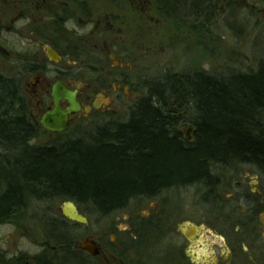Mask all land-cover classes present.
<instances>
[{
    "label": "trees",
    "instance_id": "1",
    "mask_svg": "<svg viewBox=\"0 0 264 264\" xmlns=\"http://www.w3.org/2000/svg\"><path fill=\"white\" fill-rule=\"evenodd\" d=\"M192 1L190 8L184 0L158 5L174 17L186 11L200 26L210 8L206 0ZM12 84L0 80V223L25 217L28 197L71 201L88 218L107 219L189 187H199L208 204L219 203L224 172L242 167L264 180V58L256 68L224 75L168 72L146 83L148 92L126 120L87 125L41 145L35 142L43 132ZM186 123L194 128L192 141L182 131ZM42 225L45 246L75 247L77 224L56 215ZM68 257V264L79 263L77 255Z\"/></svg>",
    "mask_w": 264,
    "mask_h": 264
},
{
    "label": "flooded vegetation",
    "instance_id": "2",
    "mask_svg": "<svg viewBox=\"0 0 264 264\" xmlns=\"http://www.w3.org/2000/svg\"><path fill=\"white\" fill-rule=\"evenodd\" d=\"M130 1L145 17L146 0ZM96 4L95 0H92L93 6L85 0H0V14H15L12 23L19 27L12 26L10 30L7 24H0V80L13 82L16 93L19 92L25 101L18 80L21 77L31 79L27 86L32 89V94L25 105L28 116L42 130V135L56 137L64 134L51 133L42 127L43 117L54 109L52 90L58 81H63L69 90H77V99L82 105L79 113L69 117L70 130L75 122L79 123V129L88 125V121L100 127L98 123L111 116L119 102L120 90L132 89L130 91L136 93L132 62L120 58L115 47L117 42L111 39L117 31L116 26L108 17L103 20L97 15ZM113 19L116 23L117 17ZM76 24L78 27L92 25L86 41H91L94 49L100 48L109 58L113 69L107 75L104 76L102 69L97 72L100 75L87 80L82 75L77 46L69 54L74 65L71 67L70 62H65L68 51L59 49L55 41L59 40L62 31L63 37L59 40L62 43L71 42L72 32L76 44L80 40L83 42L85 37L78 35L77 30L68 31L67 27ZM7 31L34 43L41 48L40 52L21 53L16 41L2 37ZM49 51L58 54L60 60H51ZM60 107L66 110L69 104L62 101ZM251 169L253 171L249 172L254 173L257 181L255 189L248 193L245 187L235 183L238 196L231 200L236 208L232 214L221 218L231 226L220 229L210 222L209 229H205L190 220L180 221L177 208L163 194L132 203L126 210L114 214L118 219L112 222L109 242L101 238L87 239L96 242V256L82 248L86 239H77L72 250L64 245L46 246L39 255L33 256L32 262L25 261V264H68V254L77 255L78 264H86L84 259L88 260L87 264H264V180L256 169ZM213 202L216 201L209 204ZM170 210L176 213L170 214ZM120 224H126V228H121Z\"/></svg>",
    "mask_w": 264,
    "mask_h": 264
},
{
    "label": "rangeland",
    "instance_id": "3",
    "mask_svg": "<svg viewBox=\"0 0 264 264\" xmlns=\"http://www.w3.org/2000/svg\"><path fill=\"white\" fill-rule=\"evenodd\" d=\"M95 1L99 13L97 15L103 20L108 17L110 22L115 24L117 31L112 34L111 39L117 42L115 47L120 58H128L132 62L131 73L136 78L133 79L136 93H132L130 91L132 89L120 90V100L114 106L111 116H107L108 118L98 124L126 120L131 103L148 92L146 83L159 80L168 72L189 73L200 70L224 75L256 68L258 60L264 58V0H206L210 8L209 19H201L200 26H196L197 23L193 22L191 14L186 11L181 12L180 17L163 13L158 0L145 1L147 19L141 15V12L135 10L136 7L130 0ZM184 1L189 2L187 4L189 8L192 7V0ZM85 2L93 6L92 0ZM188 6L183 8L188 10ZM15 16L13 13L0 14V24H7L10 30L13 29L12 26L18 29L19 27L12 23ZM114 17H117L116 23ZM67 28L68 31L77 30L78 35L85 37V40L83 42L80 40L76 44L72 32L71 42L64 44L59 41L63 37L62 31L59 32V40L55 41V45L61 50L68 51L65 62H70L71 67L74 65L72 63L74 60L71 62L69 54L77 46L82 61V75H85L87 80L93 79L94 75H100L97 72H101L102 69L104 76L111 72L113 68L109 58L100 51V48L94 49L91 41H86L93 29L92 25L78 27L76 24L75 27ZM2 37L16 41L21 53L24 51L37 53L41 50L34 43L20 36H12L8 31ZM101 49L104 50L103 47ZM18 81L23 97L28 102L32 89L27 84L31 79L21 77ZM91 123L93 122H87L89 126ZM78 125V122L74 123L67 133L68 137L78 131ZM190 127L191 124L186 123L182 127L183 133L186 134ZM51 139L54 137L42 135L35 143L41 145ZM249 171L253 170L242 167L235 173L224 172V185L219 193V203L213 202L212 205L202 198L203 191L199 187L168 191L165 194L171 205L177 208L180 221L190 220L205 229H209L208 224L212 222L221 229L229 224L221 218L232 214L236 208V204L231 200L238 196L235 183L245 187L244 190L248 193L255 189L257 181L253 176L254 173ZM62 206V202L51 204L33 201L27 205L25 217L0 223V264L32 262L33 256L39 255L46 248L45 230L42 224L49 217L62 216ZM238 206L241 208L239 203ZM170 211H172L170 214L176 213ZM115 219V215L107 219L94 215L89 218L87 225H78L71 229V234L75 240L101 238L104 242H109L111 239L109 234L113 231L112 222ZM119 226L126 228V224Z\"/></svg>",
    "mask_w": 264,
    "mask_h": 264
},
{
    "label": "water",
    "instance_id": "4",
    "mask_svg": "<svg viewBox=\"0 0 264 264\" xmlns=\"http://www.w3.org/2000/svg\"><path fill=\"white\" fill-rule=\"evenodd\" d=\"M55 52L49 51V57L54 62L60 60V57L57 56ZM78 91H72L65 87L63 81H58L53 87L52 97L54 101V109L47 113L42 119V127L52 133H63L67 131L70 127L69 125V117L75 113H79L82 109V105L77 99ZM62 101H66L69 104V108L66 110H62L60 104ZM89 111V109H87ZM194 129L190 128V130L186 133L187 139L191 140ZM62 212L66 218L70 221L79 223V224H87L88 220L85 216H83L76 205L73 202H68L64 204ZM82 248L91 253V255L96 256L98 254L97 244L92 240H86L82 244Z\"/></svg>",
    "mask_w": 264,
    "mask_h": 264
},
{
    "label": "bare ground",
    "instance_id": "5",
    "mask_svg": "<svg viewBox=\"0 0 264 264\" xmlns=\"http://www.w3.org/2000/svg\"><path fill=\"white\" fill-rule=\"evenodd\" d=\"M28 198H29V199H28V202H29V203H31V202H33V201L35 202L34 199H32V198L30 199V197H28ZM73 203H74V202H73Z\"/></svg>",
    "mask_w": 264,
    "mask_h": 264
}]
</instances>
